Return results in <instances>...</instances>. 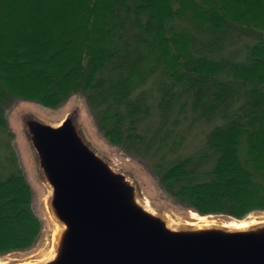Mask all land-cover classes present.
Segmentation results:
<instances>
[{"label":"trees","instance_id":"trees-1","mask_svg":"<svg viewBox=\"0 0 264 264\" xmlns=\"http://www.w3.org/2000/svg\"><path fill=\"white\" fill-rule=\"evenodd\" d=\"M133 11H148L151 19L166 22L173 14V0H132ZM179 0L192 7L194 20L224 29L229 19L254 28L259 40L253 47L254 60L234 72L246 77L264 78V0ZM129 0H0V96L5 89L25 99H37L48 106L57 105L64 96L76 91L89 92L100 68L110 59L107 38L109 23L118 18V10ZM154 51L173 76L192 60L196 50L193 37L185 31L169 33L160 28L152 36ZM196 49V50H195ZM140 66L133 64L126 75L117 76L103 88L99 98L120 95L126 100L133 94L140 77ZM192 71L207 76L213 68L203 56L195 60ZM55 83V89L51 86ZM231 83L221 96H231ZM264 98L261 97L262 103ZM250 106L237 103L225 125L214 128L213 146L219 152L205 177L186 183L190 175L188 160L158 163L157 171L168 189H176L190 200L199 213L228 212L244 217L251 211L264 210V107L260 115ZM1 109V106H0ZM116 120L106 136L120 143L126 136L123 116L109 108L103 121ZM2 122L0 117V123ZM137 137V134H133ZM30 186L21 175L0 185V254L32 247L42 231L39 220L30 212Z\"/></svg>","mask_w":264,"mask_h":264},{"label":"rangeland","instance_id":"rangeland-1","mask_svg":"<svg viewBox=\"0 0 264 264\" xmlns=\"http://www.w3.org/2000/svg\"><path fill=\"white\" fill-rule=\"evenodd\" d=\"M195 1L207 5L204 0ZM134 4L129 0L127 7L118 10V18L110 21L107 38L110 59L100 68L89 92H73L55 106L22 98L6 89L4 97L0 96V185L12 176H23L31 190L28 208L42 227L41 235L32 247L0 254V264L46 258L54 228L45 207L46 187L37 178L24 138L22 115L31 112L58 122L68 112L76 111L98 149L132 173L140 186L142 199L147 198L179 225L198 220L192 212L216 222L264 217V210L235 217L228 212V203L223 212L199 213L190 206L187 197L175 192L181 182L175 183L176 189H168L156 168L158 163L187 159L188 170L192 172L185 182L204 178V171L213 166L219 155L213 146L214 128L225 125L237 103L250 106L253 116L260 115L259 111L264 107V101L260 102L261 97L264 98V78L234 72L237 66L252 64L253 47L259 40V33L231 19L224 29L212 24L201 25L194 20L192 7L180 6L179 0L172 1L173 14L162 23L151 19L148 11L135 13ZM160 28L169 33L188 32L193 37L194 48L198 45L206 50L195 49L192 60L172 76L154 51L152 36ZM200 56L213 68L207 76H197L192 71ZM133 64L139 65L141 70L130 98L123 100L118 94L110 98L98 97L113 78L126 75ZM228 83L235 89L231 96L223 97L220 91ZM0 85L3 87L1 82ZM51 88L55 89V83ZM109 108L120 113L127 124L126 136L120 143L106 136L107 130L117 123L116 120L103 121Z\"/></svg>","mask_w":264,"mask_h":264},{"label":"water","instance_id":"water-1","mask_svg":"<svg viewBox=\"0 0 264 264\" xmlns=\"http://www.w3.org/2000/svg\"><path fill=\"white\" fill-rule=\"evenodd\" d=\"M53 222L46 258L13 264H264V217L246 227L186 221L153 206L132 173L88 137L76 111L22 115Z\"/></svg>","mask_w":264,"mask_h":264},{"label":"bare ground","instance_id":"bare-ground-1","mask_svg":"<svg viewBox=\"0 0 264 264\" xmlns=\"http://www.w3.org/2000/svg\"><path fill=\"white\" fill-rule=\"evenodd\" d=\"M193 213V216L195 218L198 219V221H204V222H208L209 220L205 218V216L203 215H200V214H197L195 212H192ZM205 218V219H204ZM259 218H253V219H241V220H238V221H229V222H226L228 225L230 226H234V227H246L254 222H257ZM61 225L59 223H56L55 225V228H54V233H53V237L57 236V231L58 229H60Z\"/></svg>","mask_w":264,"mask_h":264}]
</instances>
